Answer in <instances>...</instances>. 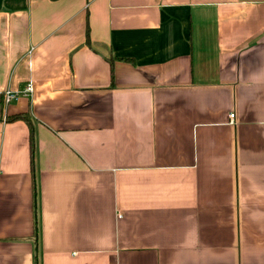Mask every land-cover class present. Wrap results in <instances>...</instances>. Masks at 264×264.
Listing matches in <instances>:
<instances>
[{
	"label": "crops",
	"instance_id": "1",
	"mask_svg": "<svg viewBox=\"0 0 264 264\" xmlns=\"http://www.w3.org/2000/svg\"><path fill=\"white\" fill-rule=\"evenodd\" d=\"M0 264H264V0H0Z\"/></svg>",
	"mask_w": 264,
	"mask_h": 264
},
{
	"label": "built area",
	"instance_id": "2",
	"mask_svg": "<svg viewBox=\"0 0 264 264\" xmlns=\"http://www.w3.org/2000/svg\"><path fill=\"white\" fill-rule=\"evenodd\" d=\"M31 91H32V84L30 81L25 83V86L21 90H9L5 89L1 94H2V105L7 106L8 104L11 103V101L16 100L18 97H26V96H31ZM230 119H232V115H228Z\"/></svg>",
	"mask_w": 264,
	"mask_h": 264
},
{
	"label": "trees",
	"instance_id": "3",
	"mask_svg": "<svg viewBox=\"0 0 264 264\" xmlns=\"http://www.w3.org/2000/svg\"><path fill=\"white\" fill-rule=\"evenodd\" d=\"M86 36H87V33H86ZM108 61V65H109V75H110V79H112V61H111V58H107L106 59ZM24 119V120H27L28 116L27 114H15V115H12V116H5L4 120L5 121H12L13 119Z\"/></svg>",
	"mask_w": 264,
	"mask_h": 264
}]
</instances>
